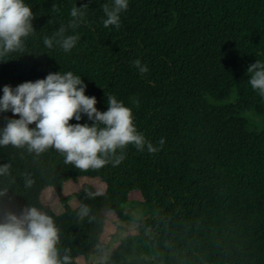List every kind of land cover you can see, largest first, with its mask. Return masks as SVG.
Returning a JSON list of instances; mask_svg holds the SVG:
<instances>
[{
  "label": "trees",
  "instance_id": "obj_1",
  "mask_svg": "<svg viewBox=\"0 0 264 264\" xmlns=\"http://www.w3.org/2000/svg\"><path fill=\"white\" fill-rule=\"evenodd\" d=\"M25 3L34 14L35 32L23 53L0 57V97L5 85L14 89L71 71L87 86L85 95L96 97L99 111L107 110L106 95L130 107L137 131L160 150L151 154L129 145L120 165L80 171L65 165L54 149L35 157L0 146V165L11 164V177H0V187L15 178L0 207L17 214L29 205L46 211L73 264L101 244L106 202L116 192H121L120 209L135 204L147 216L100 264H264V98L252 89L247 73L256 60L264 62V0H128L119 29L103 26L102 5L112 0ZM74 5L88 8L71 29ZM62 25L65 35H79L67 53L43 43ZM137 59L147 65L146 74L133 66ZM249 113L253 124H262L259 130L251 126ZM18 118L11 111L0 113V130ZM70 123L93 122L82 115ZM25 172L35 180L31 189L24 187ZM74 177L104 185L103 195L89 199L85 193L79 199L90 206L93 223L78 221V207L72 209L63 195ZM125 181L137 199L129 200ZM46 188L62 204L60 214L43 204ZM116 221L127 216L120 213Z\"/></svg>",
  "mask_w": 264,
  "mask_h": 264
},
{
  "label": "clouds",
  "instance_id": "obj_2",
  "mask_svg": "<svg viewBox=\"0 0 264 264\" xmlns=\"http://www.w3.org/2000/svg\"><path fill=\"white\" fill-rule=\"evenodd\" d=\"M128 0H112L102 5L106 18L103 26L120 28V14L128 9ZM55 10V5H53ZM82 7L71 8V21L67 28L75 29L84 20ZM34 14L25 0H0V57L25 50V40L35 32ZM51 20L48 22L50 23ZM62 25L51 37H45L44 45L51 49L54 44L64 52H70L77 44L79 35H65ZM133 66L141 74L148 72L147 65L139 59ZM247 73L248 83L264 98V62L256 60ZM86 85L81 76L73 72L49 73L46 78L19 84L14 89L5 85L0 97V113L11 111L18 119H9L0 130V146L24 149L39 157L49 149L56 150L64 158L65 165L80 171L100 170L109 163L118 166L125 159V149L133 145L138 151L154 154L160 149L153 146L137 131L134 115L113 95L107 96V110L99 111L97 99L85 95ZM138 105V101L136 102ZM86 115L91 125L71 124ZM35 124V128L30 125ZM163 139L159 141L162 146ZM119 153V154H118ZM11 164L0 165V177H11ZM24 187L35 184L32 174H22ZM15 178L9 180L14 184ZM0 187V198L7 196L10 187ZM86 197L95 199L101 191L85 189ZM78 221L87 219L93 223L96 217L88 204L80 203L76 211ZM61 230L54 218L35 205H29L17 214L0 207V264H73L70 249L61 250ZM105 261L107 257L103 258Z\"/></svg>",
  "mask_w": 264,
  "mask_h": 264
},
{
  "label": "rangeland",
  "instance_id": "obj_3",
  "mask_svg": "<svg viewBox=\"0 0 264 264\" xmlns=\"http://www.w3.org/2000/svg\"><path fill=\"white\" fill-rule=\"evenodd\" d=\"M253 113L247 114V118L251 122V126L257 130L262 127V124L255 125L252 122ZM92 187L95 191L104 192V185L96 179L74 177L70 184L65 188L63 195L69 197V206L75 209L79 205L80 197L85 194V189ZM123 189L126 193L132 191V185L125 181ZM53 203H49L50 210L54 214H60L63 211V206L59 202L58 198L55 199L53 195ZM121 196V192H116L110 196L106 202V216L107 221L105 222L104 231L101 236V244L98 246L96 252L89 257H81L77 260L78 264H100L104 257H108L109 253L115 248L121 239L126 236L133 235L136 229L141 224L142 220L147 216L146 209L141 208L138 205L132 204L133 206H125L120 209L117 204V199ZM138 194L131 192L129 194V200L137 199ZM43 197L48 198L47 195ZM57 197V196H56ZM96 209H100L99 205L95 206ZM122 213L127 216V221H116V217Z\"/></svg>",
  "mask_w": 264,
  "mask_h": 264
},
{
  "label": "crops",
  "instance_id": "obj_4",
  "mask_svg": "<svg viewBox=\"0 0 264 264\" xmlns=\"http://www.w3.org/2000/svg\"><path fill=\"white\" fill-rule=\"evenodd\" d=\"M69 184H70V182L64 186V188H63V192H64L65 188H66ZM44 195H47L48 198L43 197ZM49 195H53V196L55 197V199L57 198L56 195H55V193L52 191L51 188H46V189L42 192V194H41V200H42V202H43V204H44L45 206L51 207L50 204L53 203L54 201L52 200V197H50ZM49 203H50V204H49Z\"/></svg>",
  "mask_w": 264,
  "mask_h": 264
}]
</instances>
